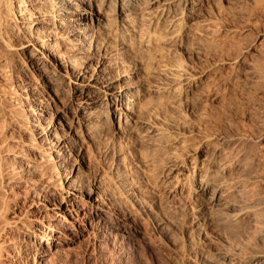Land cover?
I'll list each match as a JSON object with an SVG mask.
<instances>
[{"label":"bare ground","instance_id":"6f19581e","mask_svg":"<svg viewBox=\"0 0 264 264\" xmlns=\"http://www.w3.org/2000/svg\"><path fill=\"white\" fill-rule=\"evenodd\" d=\"M200 5L201 0H0V26L12 20L14 29L21 34L19 39H23L10 44L8 39L2 38L3 49L0 50V127L9 128L15 121L11 113L5 111L6 107L1 108V103L5 105V101L2 102L5 97L7 101L16 98L20 104L16 115L21 117L23 124H32L27 131L30 134L27 146L33 153L19 163L31 169L29 171L44 164V155L39 150L41 140L50 147L60 148L56 162H53L56 166L68 162L74 144L88 141L86 130L98 117L94 108L102 105L107 109L109 119L117 121L118 130L126 127L157 132V127L142 117L147 106L146 99L141 98L149 90L148 86L130 92L126 84L119 86L108 80L107 69L114 63V58L91 69L89 65L97 55L106 52L111 41L115 42L111 51L117 55L141 46L149 47L152 43L159 42L161 48H165L180 42L188 31H196L192 18ZM203 23L204 27L210 28L206 25L208 22ZM11 34L7 32L6 36ZM101 36L105 40H100ZM14 50H18L23 65L17 67L19 73L15 81L9 83L13 71L8 69L9 63H1V59L12 60ZM260 65H250L246 77H264V66L258 68ZM174 66L168 69L171 73L175 71L170 84L176 85L173 89L176 92L192 79L181 73L180 66ZM37 77L42 82L40 89L33 86ZM19 85H23L22 91ZM57 86L66 87V95H62V89L59 93L52 90ZM58 103L62 104L61 108ZM46 112L54 114L58 121L45 125L43 115ZM213 146L207 158L195 159L202 155L203 148L191 157L189 164H184L180 155L174 153L163 158L155 175L156 195L148 208L153 210L157 208L156 203L160 205V195L168 201L195 196L187 207L194 228L216 223L221 229H239L237 237V234L221 236L216 230V240L192 244L195 253L201 255H194L191 264H264V143L246 153L242 140L237 134H231L221 136L220 142H214ZM45 172L33 180H21L19 176L20 180L15 181L17 176L14 175L15 178L11 176L6 182L0 181V192L4 196L2 198L0 193V264H3L2 251L7 253L10 248H14V251L11 249L14 255L9 259L10 264L16 257L21 259L20 264H56L62 252L70 253L73 237H68L65 224L70 223L75 229L74 218L87 225L82 228L87 230V245L83 251L87 258L83 264L94 261L98 250L110 242L123 244L144 240V235L133 226L131 208H128L131 197L124 191L112 188L104 192L98 182L83 192L74 185L58 187ZM11 198L21 199V205L17 219L8 221V205L4 204ZM66 200L70 201L72 209L60 206ZM146 242H149L150 250L155 251L149 237ZM16 243H20L19 246ZM52 246H58L62 252L57 248L51 252Z\"/></svg>","mask_w":264,"mask_h":264},{"label":"rangeland","instance_id":"374dc122","mask_svg":"<svg viewBox=\"0 0 264 264\" xmlns=\"http://www.w3.org/2000/svg\"><path fill=\"white\" fill-rule=\"evenodd\" d=\"M11 21L8 22V26L6 24L0 26V50L3 49L2 38L8 39L11 43L7 42L10 44L23 40L19 39L21 34L14 29L15 25H12L14 23ZM192 21L197 26L196 31H188L180 42L168 47L161 48L158 42L150 44L149 47H139L143 54H140L137 48L124 55H117L118 53L111 51L115 47V42L111 41L105 49L106 52L101 56L97 55L92 63H89L91 69L114 58V63L107 69L108 80L115 81L119 86L126 84L130 87V92H135V88L148 86L149 90L141 98L146 99L144 102L147 106V112L143 113L142 117L155 125L157 132L148 133L142 129L126 127L118 130L117 121L112 122L109 119L107 109L102 105L94 108L98 117L93 119L86 130L85 137H88V141H77L74 144L68 162L56 166L54 163L60 148L50 147L41 140L42 146L39 150L44 155L45 162L41 168L29 171L31 169L25 168L21 163L29 159L33 153L27 146L30 141V134L27 131L31 129L32 124H23L21 117L16 115L20 105L16 98L10 101H7V97L6 100L3 98L2 102L5 101V105L1 103V108L6 107L5 111L11 113L15 121L11 125L12 128L0 127V181L6 182V179L14 175L17 176L15 181L22 178L33 180L46 171L45 173L52 177L58 187L67 188L74 185L77 190L83 192L90 190L98 182L104 192L113 188L118 192L124 191L131 197L128 208H131L132 223L144 235V240L123 244L110 242L103 245L90 264H191L194 255H201L195 253L191 247L196 242H208L212 238L211 241L216 240L217 236L214 234L216 230L221 236L234 237L236 234L235 237L238 236L239 229H221L216 223L194 228L187 207L195 196L190 198L183 196L179 201H168L160 195V205L156 203L157 208L153 210L148 208L156 195L155 175L167 156L178 154L180 161L189 164L191 157L196 156L204 148L203 156L195 157L196 161H200L204 157L207 158L214 147V142L218 143L221 136L231 134L234 136L237 134L242 140L246 153L255 145L264 143V77L245 75L250 65L261 64L258 68L264 66V0H201ZM202 23H207L210 28L204 27ZM7 32L12 33L10 37L6 36ZM99 38L102 40L104 36ZM111 46L112 48H109ZM15 51L12 52V60L9 62L1 59V63H9L8 69L13 71V79L9 80V83L15 81L19 73L17 67L19 69L23 65L17 55L18 50ZM171 65L180 66L178 68H181V73L192 79L189 86L184 85L180 91H176L177 93L173 90L176 85L170 84L173 81L172 73L175 72L172 70L171 73L168 69ZM41 84L37 77L33 86L36 85V89H40ZM19 87L20 91L24 89L23 85ZM102 88L103 84L100 85V89ZM61 89L62 95H66V87L57 86L52 90L59 93ZM52 90L48 92L53 94ZM61 106L62 104H59V108ZM71 112L72 110L69 113ZM43 117L45 125L58 121L51 112H46ZM241 135L245 138H240ZM205 137L210 139L206 141ZM20 200L12 198L5 200L7 204L4 205H8L6 206L8 221L17 219ZM60 206L72 209L70 201L67 200ZM75 219L72 222L75 229L70 223L65 224L68 237H73L68 250L70 253L65 254L58 246L50 248L51 252L55 251V248L62 252L56 264L62 262L83 264L87 258L83 255L87 245V230L82 229L87 225L83 220ZM148 237L155 251L148 247L149 242H146ZM16 244L19 246L20 243ZM11 249L14 248H10L8 254L5 250L2 251L3 264H10L9 259L14 255V250ZM39 257L38 255L37 259ZM20 260L16 257L11 264H20Z\"/></svg>","mask_w":264,"mask_h":264}]
</instances>
